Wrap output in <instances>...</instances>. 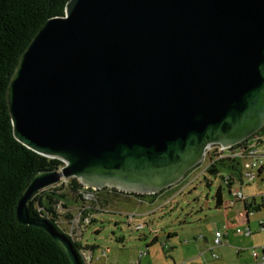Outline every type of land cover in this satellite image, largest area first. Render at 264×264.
<instances>
[{"label":"water","instance_id":"1","mask_svg":"<svg viewBox=\"0 0 264 264\" xmlns=\"http://www.w3.org/2000/svg\"><path fill=\"white\" fill-rule=\"evenodd\" d=\"M22 54L7 91L14 135L64 166L36 174L20 224L72 241L29 215L37 192L156 195L264 128V0H69Z\"/></svg>","mask_w":264,"mask_h":264},{"label":"trees","instance_id":"2","mask_svg":"<svg viewBox=\"0 0 264 264\" xmlns=\"http://www.w3.org/2000/svg\"><path fill=\"white\" fill-rule=\"evenodd\" d=\"M68 1L0 0V264H71L67 254L49 233L33 226L22 225L18 220L19 200L33 177L42 171L61 169L64 163L60 159L40 155L16 139L7 99L8 86L22 54L50 18L66 14ZM259 134H264V128L255 135ZM204 172L222 179V185L215 195L217 207L227 205L223 186L228 188V193L233 199L234 190L241 188L244 183L242 161L237 157L224 156L215 159V155H212L211 162ZM207 185L210 186L211 183L207 182ZM67 186L78 192V197L81 203L83 202L80 212L84 217L98 212L96 206L101 207L99 196L102 193L109 196L134 194L115 189L98 190L97 200H93L94 204L87 205L82 196L85 188L74 178L67 184L52 186L35 194L28 207L30 217L46 219L59 233L66 235L77 249L82 264H86L83 252H92L94 247L85 246L81 241L74 240L73 236L62 228L60 222L59 205L64 208L71 205L67 201V194L63 192ZM170 190L172 189L163 191L170 195L161 207L167 205L172 193L183 192L179 191L180 188L176 193ZM261 207L263 205L257 204L256 198H253L250 204H244L247 211L258 212ZM66 216L69 221L74 220L72 214ZM94 221L96 220L93 216L90 224ZM260 227L264 228V223L260 224ZM153 241L155 242L156 238Z\"/></svg>","mask_w":264,"mask_h":264},{"label":"rangeland","instance_id":"3","mask_svg":"<svg viewBox=\"0 0 264 264\" xmlns=\"http://www.w3.org/2000/svg\"><path fill=\"white\" fill-rule=\"evenodd\" d=\"M207 165L208 161L206 160L196 172L192 173L191 176H187V180H192L195 176L201 174L194 183L184 185L183 179L180 183L171 187L172 190L170 191L176 193L184 185L183 192L180 194L172 193L171 198L164 207H161L164 201L152 204L153 199L149 200V197L146 196L129 195L130 198H128L122 195L109 196L107 193L105 195L102 193L99 196L101 209L97 208L98 212L92 214L90 219L92 220L94 216L96 221L90 225H87L89 222L84 221V215L80 212L83 202L81 203L78 192L67 186L63 192L67 194V201L71 205H69V208L59 205L61 226L66 231L73 233L76 239L85 246L96 243L102 244L106 251L107 247H110L113 243H118L121 248L126 246L127 253L130 255L135 254L134 249L141 246V250L136 251V253H143L145 257H150V260L152 257L154 261L151 260V264H190L191 262V264L193 262L196 264L201 261L206 262V264L207 262L210 264H262L261 259H256L253 252L255 250L257 254H262L264 230L260 227V221L264 222V207L250 218L249 224L253 236L246 237L244 234L236 233L237 228L243 231L247 230L246 225H240L237 220L234 221L237 214H243L244 207L238 205L229 209L224 206H216L215 195L220 185H222V179L207 172L202 174ZM71 179H64L55 186H60L62 183L67 184ZM207 182H210L211 185L208 186ZM245 184V195L255 196L257 203H262L264 199L261 194L264 193V183L258 181L254 184ZM223 187L225 202L229 206L232 195L228 193L227 187ZM169 195V193H165L162 197L167 199ZM128 200H135L134 202L139 204L150 203L152 205L150 207L151 211L141 214L142 212L139 213L141 209L136 208L134 210L136 213L135 220L129 223L130 219L125 215L122 205H120H124ZM85 203L87 205L94 204L93 201H86ZM142 208H147L146 204ZM68 214L74 216V222L68 220L66 216ZM131 214L134 213H128V215ZM227 220L230 221L228 231H226L229 223ZM138 225H143V228L139 231L135 229V226ZM97 229H100V231L97 232ZM217 230L223 231L227 239L223 245L216 247L215 251H211L209 248L213 243L214 234ZM170 231L178 234V236L172 238L174 244L168 242V232ZM140 235H146V238L140 239ZM155 235H159L161 238L150 246V250L148 249L149 256L147 255V244L154 239ZM122 237H125V243L120 242ZM212 252L217 253L219 258H212ZM143 263L145 264V262Z\"/></svg>","mask_w":264,"mask_h":264},{"label":"built area","instance_id":"4","mask_svg":"<svg viewBox=\"0 0 264 264\" xmlns=\"http://www.w3.org/2000/svg\"><path fill=\"white\" fill-rule=\"evenodd\" d=\"M261 145H264V134L254 135L253 137L247 139L243 143L236 145L234 147H231V148H224L220 145H213L207 151L206 158H205L204 162L207 160L208 165L205 167L203 172L209 166V164L211 162V156L212 155H215V159L223 158L224 156L225 157L231 156L232 158L237 157V158L241 159V161H242V172L244 174L243 186L246 185L245 183H251L252 184L258 180H262V179H264V146L261 147ZM201 165H199L193 171H191L189 173V175L191 176L192 173L196 172V170H198ZM189 175H187V176H189ZM200 175L197 177L195 176L196 178L194 177L192 180H189V179L187 180V177L184 178V181H183L184 185L185 184L186 185L191 184L195 179L200 177ZM184 185L180 188L179 191L183 190ZM243 186H241V188H237L236 190H234V192H233L234 198L232 199L231 204H234L237 202H241L243 204H246V203L250 204L251 201L253 200V198H255V197L246 196L244 191H243ZM97 192H98V190H95V189L87 190V188H85L82 192L83 199L85 201L97 200L96 199ZM261 197H263V199H264V193L261 194ZM96 208L101 209V207L99 205H97ZM246 212H249V211L246 210ZM90 218H91V216L84 217V221H86L87 223L89 222L87 225H90V223H91ZM128 218L130 219L129 222H132L134 220V214L128 215ZM73 222H74V220H73ZM238 224L242 225L243 222L241 220H239ZM142 228H143V225L135 226L136 230H141ZM226 229H227L226 231H228L229 227L227 226ZM262 229L264 230V228H262ZM236 233L250 235L251 231L249 230L248 232H246V231L241 230L240 228H237ZM69 234L71 236H73L74 240H77L73 233L69 232ZM225 236H226V234L223 231H220V230L216 231V233L214 235L213 243H212L211 247L209 248V250L214 251V249H216V247L223 245L225 243ZM253 253H254V257L256 259H261V261L264 263V253L259 255L255 252V250ZM102 254L106 255V252L103 251ZM83 255H84V260H85L86 264H88L89 262L92 261V259H93V253L92 252H88V251L86 252L85 251V252H83ZM141 256H142V254H141ZM212 256L215 259L219 258L217 253H214V252H212Z\"/></svg>","mask_w":264,"mask_h":264},{"label":"crops","instance_id":"5","mask_svg":"<svg viewBox=\"0 0 264 264\" xmlns=\"http://www.w3.org/2000/svg\"><path fill=\"white\" fill-rule=\"evenodd\" d=\"M260 183H264V179H262V180H258ZM258 181H256V182H258ZM255 183V182H254ZM254 183H252V184H254ZM244 188H245V186H243V191H244ZM165 193H167V192H163V193H159V194H157L156 196L155 195H147L146 197H149L148 199L149 200H152L153 201V203L152 204H156V203H159V201H167L168 199H164L163 197H162V195H164ZM258 195V194H257ZM128 198H130V196H127ZM162 197V198H161ZM248 197H255V196H248ZM135 200H128V201H126L125 203H124V205L123 204H120V205H122V208H123V210H124V213H125V215L126 216H128V213L129 212H131V213H134V215H136V213L134 212V210L137 208V209H141L140 211H139V213H141V214H144V213H148V212H150L151 210H150V207H152V205L150 204V203H143V204H139V203H136V202H134ZM232 201V200H231ZM231 201L229 202V206L228 205H226V207L227 208H229V209H232L233 208V206H235V207H237L238 205H241L242 207H244V204L243 203H241V202H237V203H234V204H231ZM258 202V201H257ZM144 204H146V207L147 208H142L143 206H144ZM257 204H260V205H263V207H264V201L262 202V203H257ZM119 205V206H120ZM154 206V205H153ZM121 207V206H120ZM159 208V207H158ZM226 208V209H227ZM262 208V207H261ZM261 210V209H260ZM259 212V211H258ZM256 212H253V211H249V212H246V210H245V208H244V212H243V214H237V216L234 218L235 220L234 221H238L239 222V220H241L242 222H243V224L244 225H246L247 226V230H245L246 232H248L249 230L251 231V234L250 235H246V234H244L246 237H251V236H253V234H252V229H251V226H250V221H251V216L253 215V214H255ZM228 216V215H227ZM95 220H96V218H95ZM134 220H135V218H134ZM129 221V220H128ZM229 223H228V227H229V225H230V221L229 220H227ZM263 221H260V224L262 223ZM130 223V222H129ZM264 223V222H263ZM97 232H99L100 231V229H97L96 230ZM176 236H178V234H177V232H174V231H170V232H168V242L170 243V244H174L175 242L172 240V238L173 237H176ZM228 236V235H227ZM146 238V235H140L139 236V238L141 239V238ZM154 238H156V241L154 242L153 240L151 241V242H148V244H147V250L150 248V246L151 245H153V243L155 244L161 237L159 236V235H155V237ZM227 239V237L225 236V240ZM116 240V239H115ZM118 242H119V240H118ZM120 242L121 243H125V237H122L121 239H120ZM88 246H93L94 247V249H93V251H92V253H93V259H92V261L91 262H89L88 264H144L143 262H145V264H151L150 263V261L152 260V261H154V259H152V257H151V260H150V257H148V256H146L145 257V255L142 253V256H141V254H139V252L138 253H136V251H139V250H141V246H138V247H136V249H134L135 250V254H133V255H130L129 253H127V248H126V246H125V248H121L120 247V244H115V243H113V245H111L110 247H107L106 249V251H105V248H104V246H102V244H93V245H88ZM150 250V249H149ZM149 250H148V252H147V255H149L150 254V252H149ZM103 251H105L106 252V255H103L102 253H103ZM261 251H262V253H264V245L261 247ZM90 252V251H89ZM112 253V254H111ZM205 254V253H204ZM203 254V255H204ZM150 256V255H149ZM212 258H213V256H211ZM214 260V259H213ZM192 263V262H191ZM190 263V264H191ZM193 264H194V262H193ZM196 264H206V262H203V261H201V262H198V263H196ZM207 264H210L209 262H207ZM262 264H264L263 262H262Z\"/></svg>","mask_w":264,"mask_h":264}]
</instances>
